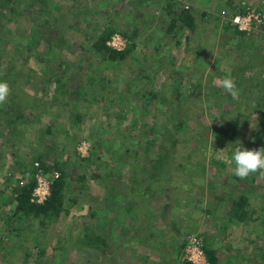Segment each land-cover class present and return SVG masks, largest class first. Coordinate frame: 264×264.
<instances>
[{"label": "rangeland", "instance_id": "374dc122", "mask_svg": "<svg viewBox=\"0 0 264 264\" xmlns=\"http://www.w3.org/2000/svg\"><path fill=\"white\" fill-rule=\"evenodd\" d=\"M177 1L198 17L190 43L186 41L189 30L180 34L168 31L173 20L170 0H11L10 7H0V58L8 54L18 59L15 74L35 69L42 75L44 64L36 59L40 52L29 50L33 40L49 36L54 25L50 24L57 21L65 29L63 41L56 47L60 50L47 54L54 58L53 69L71 81L60 94L56 84H38L44 90L28 88V93L20 94L12 106L13 115L20 112L24 116L16 128L22 137L18 142L7 126L0 127V264H183L182 250L175 257L176 244L185 243L193 233L203 238L205 246L208 241L217 248V264H264V176L255 173L240 180L230 160L237 147L264 148L260 144L264 116L259 117L264 108L252 109L264 107V91L261 89L259 98L253 96L244 81L252 74L250 66L264 72V29L241 32L228 19L246 13L248 6L264 10V0ZM111 31L107 45L118 52L129 47L123 33L137 32L136 47L125 60H112L94 47ZM119 37L127 41L123 50L109 45ZM42 46L39 50L46 58ZM244 57L255 62L245 64ZM139 75L151 78L139 79ZM228 75L237 85L238 100L219 86V80ZM92 76L106 82L104 92L99 82L91 85L95 95L107 97L116 87L122 103L110 108H104V99L96 103L94 94L86 93L88 80L80 83ZM73 88L75 96L70 93ZM152 91L157 99L152 98L146 108L144 97ZM56 96L60 102L51 106ZM69 105L74 114L81 112L80 120L72 116ZM51 125L53 133L45 135ZM257 134L260 141L254 138ZM98 138L104 141L95 148ZM163 141L168 145V157L158 152ZM13 145L28 163L49 145L67 150L60 162L68 157L74 161L76 154L85 160L74 167L86 177L81 184H73L77 191L71 196L77 195L79 201L57 221L12 214V186L24 179ZM53 162L54 158L46 164ZM143 167L152 169L154 177L163 175L161 180L152 182L149 172L143 176ZM109 169L117 170L114 179L127 190V197L139 200L138 204L124 201L121 206L143 208L133 216L126 215L127 235L117 229L110 231L113 244L103 254L82 243V238L92 230L86 225L94 220L93 197L101 200L103 196L101 183L105 181L99 183L98 177ZM12 172L14 181L10 180ZM54 172L58 171L44 176L49 180ZM143 194H147L145 198ZM245 198L254 210L247 219L235 221L233 214L229 216L236 207L233 203L239 205ZM42 248L47 253L40 257Z\"/></svg>", "mask_w": 264, "mask_h": 264}, {"label": "trees", "instance_id": "16d2710c", "mask_svg": "<svg viewBox=\"0 0 264 264\" xmlns=\"http://www.w3.org/2000/svg\"><path fill=\"white\" fill-rule=\"evenodd\" d=\"M170 1L171 2L168 5V8L171 7L169 8V14L173 17V20H172V23L168 31H170V33L180 34L181 32H184L185 30H189L190 35L187 37L186 41L187 43H190L192 40V37H194L195 32L197 30V24H198L197 18L198 17L196 16V13L194 10L192 9L186 10L184 4L182 7L181 2H178L177 0H170ZM1 2L2 3L5 2V4L2 5ZM0 3H1L0 7L2 6L10 7L9 3H11V0H0ZM174 3H176L177 9H175ZM170 5H172L173 7ZM12 11L14 12V10ZM50 25H52L53 31L49 32V36L33 40L35 44L34 45L32 44L33 47H31V49L29 50V51L37 50L40 52V55L36 56V59L38 60L37 62H41L42 65L44 64V67H42L41 72L44 71L47 73L43 72L42 75H39L38 73H35V69H32L33 71L32 73L28 72L27 74L24 75L23 73L17 72V74H15V72L18 71V68H17L18 59L14 60L8 54L0 58V73H1L0 82H7L10 88L9 101H6L4 104H0V127L7 126L12 131L13 136H15L14 140H16L17 142L21 140L22 137L16 134V128L19 127L21 123L19 118H22L24 116L21 115L20 112L13 115V111L15 110L12 108V106L15 105L14 102L18 99L20 94L25 93V92L28 93L27 92L28 88L34 89L35 92H40L44 90V86L42 88V87H39L38 84H42L45 86L46 85L48 86L50 84H56L57 92H59L60 94L66 89V86L69 83H71L70 80H66L65 75L63 73H60V71L53 69L54 58L52 59V56L49 57V54H47V53H50L51 50L52 51L60 50L56 47H60V42L63 41L62 39L64 36L65 29L59 26L57 21L55 23H51ZM49 29L52 30L50 26H49ZM113 33L114 31H111L110 33L106 34L104 38H101L99 42L94 44V47L96 50L102 51L104 55H108L110 59L112 60H116V59L125 60L127 56L132 55L131 52L134 49V47H136L134 43L136 40L135 35L137 32H128L127 34L123 33V36L126 39H128V43H129V47L125 52H118L107 45V41L108 40L110 41ZM42 43L44 44V48H46L45 49L46 52H44V55L46 56V58H43V55H42L43 51L39 50L41 49L40 47H43ZM180 44L178 42L177 44L178 47L180 46ZM1 45H2V36H0V47ZM244 61L246 62L245 64L255 62L253 58L248 59L247 57L246 58L244 57ZM257 69H263V68L257 67L256 65L250 66L248 70H251V73H252L251 76H249L248 78L244 76L242 79L246 78L244 81L245 82L248 81V84L250 85L248 89L251 90L250 93L253 94V96L258 97V94L263 95L262 90L264 91V72H257L256 71ZM100 71L101 70H99V72ZM10 74L14 78H11ZM137 77L138 75L136 76V78ZM139 77H140L139 79H150L151 78L149 77V75H139ZM89 79H87V77L85 79L82 78L80 83L83 85L85 82L87 83V80H88V86L86 88L89 92H86V93L89 94L90 92H92V94H94V97H95L94 100L96 103H98L100 99H104L105 101L103 102H107V105L104 108H110L112 106L116 107L118 106V104L122 103L123 99L119 93L120 91H118V89H115L116 87L112 89V92H109V93L107 92V97L101 93L95 95L94 93L95 89L91 85H93V83L95 82H99L98 86L101 87L100 88L102 90L101 92H104V90L106 89L104 88L106 86L105 78L99 80L95 76H92V77H89ZM74 89L76 88H73L72 92L70 91V93L75 96V94L77 93L75 92ZM138 93L139 92H137L136 95ZM152 93L153 91L151 93H148L147 94L148 96L144 97L145 98L144 107H146L147 105L149 106V103H151L152 98L157 99L156 96ZM109 94L120 96V98L109 96ZM157 95L160 96L159 94ZM60 99H61L60 96H56L54 100L52 101L51 106L57 105V103L60 102ZM129 102L130 101L128 100L126 101L127 103L126 106L129 105ZM137 103L138 102H136L135 105L132 104V106L133 107L137 106ZM171 103L172 102H167L168 105H170ZM69 108H71L72 116H75L76 119L78 120L82 118L81 112L76 111L75 112L76 114H74V109H73L74 107L69 105ZM263 108H264L263 106H259V107L255 106L252 109L253 110L255 109L256 111L258 109H263ZM263 116L264 115L261 114L259 117L261 118ZM25 121H28V120H25ZM52 129H53L52 125L46 127L45 135H49L53 133ZM258 135L259 134L254 136V138H257L258 141H260V139L258 138L259 137ZM43 139L45 138H42V140ZM103 141L104 139L98 138L97 141L95 140L94 147L96 148V145L98 146V145L103 144L102 143ZM261 141L262 142L260 144L262 145V143H264V139H261ZM160 143L161 145L158 149V152L160 153L164 152L163 156L168 157L169 152L165 151V148L168 145L165 144L164 141ZM11 148L13 149V155H15L14 156L15 159L17 160L19 166H21L20 168H22L23 176L26 174H30V173L33 174V177H31L30 181L24 186L20 184L21 182L20 180L19 181L16 180L15 186H12L13 192H12V197L10 198V204L12 203L14 205L12 214L14 213L20 217L28 216L31 219L42 218V220H45V221H49V220L57 221L58 218L63 213L68 212V210L73 205L78 203L79 197L77 195H74L73 197L71 196L72 194L75 193V191H77V190L72 189L74 188L73 184H81L82 181L86 180L85 175H81L80 173L78 174L77 170L75 171V168H74L75 165L78 164L79 162L85 161V160H82L79 155L76 154L74 161L73 159L68 157L66 162H60V160H58L60 155H62V153L64 154L68 153L67 150L66 149L60 150L59 148H56L53 145L52 146L49 145L45 149H43L44 151L42 150V147H41L40 150L42 151H37L38 153H35V157H34L35 160H32L33 162L31 161L30 163H28L25 159H23V156H21V154H16V148H14V145L11 146ZM53 158L55 159V162H53V164L51 165L46 164L48 160L53 159ZM34 162L40 163V166L43 169L45 174L47 172H53L57 170L60 175L58 179H54V181L52 182L51 189H50L51 194L47 198V200L44 201V203L33 201V193L35 192L38 186V181L35 176L36 168H35ZM145 169H146L145 167H143L142 169L143 176L144 175L147 176L146 174L147 172H149V174L151 175L150 179L152 182L161 180V177L163 175L158 176L157 178V177H154L153 174L155 172L152 169L150 168H148L147 170ZM116 171L115 169H112V170L109 169V170H106L105 174L99 175L98 177L99 183L105 181V184L101 183V185L105 187V188H102V191H104L102 192L103 196L101 200L99 196L93 197V202L95 203H93L94 209H93V213L91 216L93 217L94 220L93 222H90L86 225L87 227L91 226L92 230H90L89 234L85 235L82 238V243L87 244L91 248L100 250L103 254H105L106 251H108V249H110L111 245L113 244L111 240V236H110V231L113 230L114 232L117 229V230H120L124 235H127L129 233V230H128L129 221L125 220L126 215L133 216L136 210L138 211L139 209L143 208L142 206L137 207L136 205H132L133 203L138 204L139 200L135 199L134 197H132L133 200H131V197H127V195H129V193H127V190L122 189L121 186L118 185V182L114 179L115 178L114 174L116 173ZM75 173L77 176L75 175ZM15 176H16L15 172H12L10 176V180L15 179ZM74 176L76 178H74ZM49 178L52 180L53 176ZM94 178H96V176H94ZM135 178H136V174H135ZM150 187L151 185L149 186V188H146L145 193L150 191ZM143 195L144 196H142V198H145V195L147 194H143ZM244 197L245 196H242V198ZM124 201L131 202L132 203L131 206L130 205H127L124 207L121 206L122 204H124ZM144 204H146V201ZM233 204L236 205V207L234 206L231 209L229 216L233 214L232 216L235 221L247 219V217L254 210V207L249 205V203L247 202V199L241 200V202H239V205H237V202H234ZM109 214H112L113 217H110ZM29 215H32V217ZM93 228H96V229H93ZM136 232H141V229H137ZM151 236H153V233H151ZM148 237H150V234L148 235ZM206 243L207 244L205 246V252L208 256L210 264H217L219 261L218 256H217L218 254L217 248L211 247L208 241ZM176 246L178 249H176L175 251L176 253L175 257L177 258V256L179 257L181 250L183 251V249L185 248V243L178 241ZM40 252L41 253L39 254V256L43 257L47 253V250L42 248L40 249ZM28 259H29V255L26 256V261H28ZM240 260H243V258L239 256V261ZM183 264H190V263L183 262Z\"/></svg>", "mask_w": 264, "mask_h": 264}, {"label": "built area", "instance_id": "2783aa9c", "mask_svg": "<svg viewBox=\"0 0 264 264\" xmlns=\"http://www.w3.org/2000/svg\"><path fill=\"white\" fill-rule=\"evenodd\" d=\"M186 7L187 9L190 7L189 2H187ZM223 15L224 18H226L225 12L223 13ZM231 17H228L229 21L231 22V24H234L241 32L252 33L256 30L258 31L260 29H264V10H259L253 6H248L246 13L235 15L232 18ZM118 39V41L114 40L112 42H109V45H113L114 47L119 48V50H123L127 46V41L123 37H119ZM35 167V176L37 181H39L40 179V185L38 183V188H36L37 190H35L33 201L43 203L50 195L52 182L54 181V179H58L60 175L59 172H54L53 179L51 180L49 178L48 180L46 178L47 176L40 166V163L36 162ZM29 175L30 174H26L22 177L24 178L21 182L22 184L28 183L30 181L31 178ZM41 178H43V180ZM190 235L187 237V240L185 242V248L183 249L184 257L182 258V260H184L185 262H189L190 264H210L205 252L203 238L200 235L194 233L191 236Z\"/></svg>", "mask_w": 264, "mask_h": 264}, {"label": "clouds", "instance_id": "9594fccd", "mask_svg": "<svg viewBox=\"0 0 264 264\" xmlns=\"http://www.w3.org/2000/svg\"><path fill=\"white\" fill-rule=\"evenodd\" d=\"M219 86L226 93L230 94L233 100L239 99V90L230 75L221 78L219 80ZM9 93L10 88L7 82H0V104H4L6 102ZM230 160L234 164V175L240 180H245L250 175L255 173H259L261 176H264V148H260L259 150H249L247 148H243L242 146L237 147L235 148Z\"/></svg>", "mask_w": 264, "mask_h": 264}]
</instances>
